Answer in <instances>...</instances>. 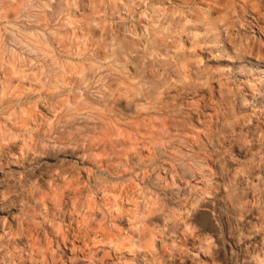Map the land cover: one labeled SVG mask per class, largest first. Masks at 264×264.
I'll return each instance as SVG.
<instances>
[{"label":"rangeland","instance_id":"rangeland-1","mask_svg":"<svg viewBox=\"0 0 264 264\" xmlns=\"http://www.w3.org/2000/svg\"><path fill=\"white\" fill-rule=\"evenodd\" d=\"M0 264H264V0H0Z\"/></svg>","mask_w":264,"mask_h":264},{"label":"bare ground","instance_id":"bare-ground-1","mask_svg":"<svg viewBox=\"0 0 264 264\" xmlns=\"http://www.w3.org/2000/svg\"><path fill=\"white\" fill-rule=\"evenodd\" d=\"M255 19V18H254ZM261 66H263V65H261Z\"/></svg>","mask_w":264,"mask_h":264}]
</instances>
